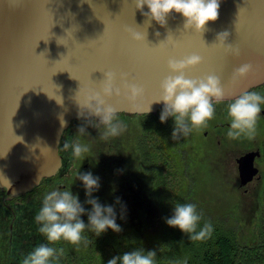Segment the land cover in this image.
Listing matches in <instances>:
<instances>
[{"label":"water","instance_id":"1","mask_svg":"<svg viewBox=\"0 0 264 264\" xmlns=\"http://www.w3.org/2000/svg\"><path fill=\"white\" fill-rule=\"evenodd\" d=\"M136 3L0 0V188L8 194L30 191L59 172L62 137L80 118L74 97L80 87L100 90L105 72L117 74L116 86L122 92L106 99L117 113L126 114L164 108L163 101L154 102L162 95L161 83L179 75L169 68V59L181 60L193 53L203 60L184 69V74L187 78L216 74L224 88L223 99L264 83V0H220L218 18L209 21L203 32L185 30L186 18L175 11L164 26L149 21L143 14L150 11L148 5L141 11ZM130 29L146 34V39H133ZM224 31L229 32L226 43L239 47V55L219 47L217 36ZM249 63L251 71L233 79L234 70ZM121 73L128 74L129 83L144 88L137 103L145 112L131 110ZM84 116L89 117L88 112ZM61 117L67 122L63 127ZM255 155L248 152L238 159L243 185L257 173ZM3 176L10 187L3 184Z\"/></svg>","mask_w":264,"mask_h":264},{"label":"clouds","instance_id":"2","mask_svg":"<svg viewBox=\"0 0 264 264\" xmlns=\"http://www.w3.org/2000/svg\"><path fill=\"white\" fill-rule=\"evenodd\" d=\"M145 4L148 5L150 11L143 14L149 17V21L155 19L164 26L167 24V17L175 11L182 13L186 18L185 30L194 28L197 32H203L209 21H215L219 16L220 9V0H137L136 7L143 11ZM130 31L133 39L137 41L146 39V34L131 29ZM228 37L229 32L227 31L218 34L219 47L223 48L227 54L239 55V47L226 43ZM166 40L169 43L172 42L169 36ZM57 42L62 44L59 40ZM202 60V56L193 53L181 60L172 58L168 61L169 68L173 72H179V75H170L162 81L160 86L162 95L154 102H164L165 106L160 115L161 122H165L169 117L173 118V140H179L181 136L186 137L193 129L205 127L207 122L214 117V101L219 102L224 97L221 79L216 74L201 78H187L184 74V69L196 66ZM251 69L250 63L240 66L234 70L233 79L244 76ZM116 79L115 72H105L100 90L89 86L80 87L74 97L80 109L81 119L88 121V118L93 114L95 117H99V124L104 127L103 132H100L102 140L115 137L124 130L117 118L118 110L106 99L121 96V88L116 86ZM120 79L123 81V95L130 102L131 110L145 112V108L137 103V100L144 94V88L137 83H129L127 73H121ZM57 102L62 104L63 99L61 98ZM262 104H264V96L255 91H247L234 97L232 102L227 105L228 117L231 121L227 136L233 139L241 136L249 139L254 138ZM150 110L149 106L147 111ZM85 112H88L89 117L84 116ZM66 123L61 117V126L63 127ZM91 125L99 129L98 125ZM85 132L86 125H82L78 129V133L83 135ZM63 149L65 151L71 149L74 158H80L89 150L87 145L75 141L65 142ZM3 178V184L10 187V181L4 176ZM77 179L83 181V186L86 189L88 198L85 203L92 206L91 210L87 211L89 222L85 224L81 219V215L86 212V209L79 201L78 194L74 195L72 190H61L60 188L50 191L45 194L42 206L35 217L37 224L41 225L38 229L39 232L46 236L48 242H57L63 239L73 245H79L84 240L83 233L86 229L94 232L97 236L109 228L116 232L121 231V226L116 223L115 206L102 205L99 198H94L92 195L93 192L99 190L100 178L93 176L91 172H79ZM116 204H120L122 208L125 207L119 197ZM173 213L170 218H166V223L169 226L178 227L188 235L190 241H201L211 237L213 225L211 222H205L202 227L199 225L201 215L197 211V205L177 203ZM62 255L63 249L57 250L48 244H38L26 255L22 264H54V261H58ZM155 257L156 251H146L141 248L113 257L107 264H156Z\"/></svg>","mask_w":264,"mask_h":264},{"label":"rangeland","instance_id":"3","mask_svg":"<svg viewBox=\"0 0 264 264\" xmlns=\"http://www.w3.org/2000/svg\"><path fill=\"white\" fill-rule=\"evenodd\" d=\"M223 100V106H219V103L214 101L215 110L218 109V105L221 109L228 111L227 105L233 99ZM117 118L124 127L119 135L102 140L100 132H103L104 129L102 128L104 127L100 125V130L86 131L83 135H77L75 140L72 141L85 144L89 149L80 158H74L78 162L73 169L70 184L71 189L76 191L79 201L86 209V212L82 214L85 215L84 219L81 217L85 224L89 222L87 211H90L92 206L85 203L88 197L83 181L77 179L79 172H91L93 176L100 178L99 190L93 192L92 195L94 198L98 197L102 205L117 207L120 205L116 204L119 197L126 204V207L130 206L131 209H134L135 215L130 219L134 224L137 220L138 224L142 225V218L150 219L152 212L158 211L156 203L159 202L161 194H165L169 201L176 197L181 199L194 198L195 200H192L194 203L203 206V210L200 208L203 213L206 212L214 217L216 215L222 217L225 223L234 227L242 244L253 246L260 242L261 229L264 227L261 217L264 206V189L255 186L251 192L245 193L243 190L232 187L230 180L234 178L235 173L230 171L229 163L231 160L234 162L233 158L238 154V150L242 148L241 145L247 141V138L244 136L236 138L238 143L235 146L225 145L230 142V138L227 136L230 125L226 124V122H231L230 118H223L218 127L215 128L218 119L213 117L205 127L193 129L186 137L181 136L179 140L172 139L174 130L172 117H169L165 122H161L159 114L150 117L117 116ZM258 121L264 122L261 117ZM153 127L160 131L161 136L152 139L157 141L154 145L157 150L153 151V157H150V160L147 155L143 154L141 144L144 142L146 147L150 146L147 143L149 141L148 135H150L149 133ZM139 136H141L140 139ZM258 136L259 129L257 128L254 138ZM220 137L222 145L219 142ZM108 144H110L109 148ZM161 147L166 148V152H172L171 148H173L172 154L176 156H174L176 163L172 161L174 181L170 184L171 187L160 191L153 204L155 208H153L151 201L146 199V186L149 193L151 192L149 185H152L153 192H155L156 188L152 183V169L149 165L160 160L163 155ZM63 152L71 154V149ZM108 156L109 158H107ZM124 171L128 173L136 172L139 175L140 179L136 180L139 184L135 186V188L140 187L139 191H131L134 186H129L130 189H128L129 181L126 180L125 183L121 178V173ZM131 182L134 184V178ZM228 183L231 184L228 185ZM251 188H253L252 185L249 189L251 190ZM134 195L136 197H133ZM136 198H138L139 203L134 204ZM141 200L143 201L140 202ZM132 201L133 204L131 205ZM135 205L137 209L134 207ZM149 219L148 221H150ZM83 236L84 240L81 242L86 240L87 230H85ZM65 245L72 248L80 244L73 245L65 241ZM0 247H2L1 240Z\"/></svg>","mask_w":264,"mask_h":264},{"label":"trees","instance_id":"4","mask_svg":"<svg viewBox=\"0 0 264 264\" xmlns=\"http://www.w3.org/2000/svg\"><path fill=\"white\" fill-rule=\"evenodd\" d=\"M149 134L147 143L150 146L146 147L143 142L141 147L143 154L150 159L153 157V151L157 150L154 146L157 141L152 139L160 137L161 133L156 127H153ZM152 136L153 138H151ZM161 152L163 155L160 160L149 165L152 169L151 174H153L152 183L156 189L155 192H153L154 188L152 189V195L146 189L148 201L151 197L156 199L160 191L171 187L170 184L174 181L172 161L176 163L174 161L175 154L173 155L171 151L166 152V148L163 147H161ZM192 200L195 199L176 197L169 201L165 194H161L159 202L156 203L158 211L152 212L150 219L142 218V225H139L137 220H135V224L131 222L130 219L135 215L134 209H131L130 206L126 207V204H123L124 208L118 205L115 207L116 223L121 226V231L116 232L109 228L97 236L87 229L88 240L81 242L79 246L70 248L65 243H61L65 250L60 259L54 261V264H107L113 257L141 248L146 251H156V264H264V227L261 229L260 242L253 246H247L239 240L234 227L225 223L222 217L203 213V206ZM148 201L145 200L146 203ZM177 203L197 205V211L201 215L199 225L202 227L205 222H211L213 225L211 237L201 241H190L188 235L178 227L169 226L166 223V218H170L174 214L173 209ZM134 207L137 209L136 205ZM122 216L123 218H121ZM261 217L262 224H264V206Z\"/></svg>","mask_w":264,"mask_h":264},{"label":"flooded vegetation","instance_id":"5","mask_svg":"<svg viewBox=\"0 0 264 264\" xmlns=\"http://www.w3.org/2000/svg\"><path fill=\"white\" fill-rule=\"evenodd\" d=\"M249 91L258 92L262 96H264V83L249 89ZM223 102V99L220 100L218 102L219 106H223ZM219 106L217 105L218 109L215 110L214 114V118L216 117L218 119V124L215 126V128L218 127L219 122L223 118H229L228 111L221 109ZM162 110L163 108L159 109L155 113L150 114L117 113V116L150 117L158 114L161 115ZM260 117L264 120V104L261 105V113L259 118ZM230 123L231 122H226L227 125H230ZM91 124L98 125L100 129L99 119L89 117L88 121H86L83 118H79L74 120L67 131L64 133L61 140V154L63 157V165L57 174L43 179L41 183L32 190L25 193H20L18 195L8 194L6 190L0 188V240L2 241V247H0V264H22V260L38 244H48V246L56 248L57 250H65V247L61 246V243H65L63 239L57 242L47 241L46 236L39 232L38 229L41 225L37 224L35 217L38 214L40 207L42 206V201L46 193L56 190L57 188H60L61 190H72L70 185L72 180L71 177L73 175L75 164H77L78 160L75 161L74 157L72 158V154L63 152V144L66 141L72 142L73 140H75L77 135H79L78 129L82 125H86V131L99 130L97 127ZM257 128L259 129V136L257 138L251 139L246 137L247 141L242 143V148L238 150V154L233 158L234 162L231 160L229 163L230 171L235 173L234 178L230 180L233 185L231 186L239 190H243L245 193L251 192L255 186H260L262 187V189H264V122L261 123V121H258ZM140 138L141 136H139V139ZM219 142H221L222 145L221 137L219 138ZM237 143L238 139L230 138V142H227L225 145L235 146ZM109 147L110 144H108V148ZM171 150L173 153V148H171ZM248 152H256L253 160V165L255 166V168H257V173L251 181H249L246 185H243L240 177L238 159ZM107 158H109V156ZM86 166H88V164H86ZM108 174L110 175L111 173ZM121 174L123 182H125L126 180L129 181V183L127 182L128 189H130L129 186H134V188L132 189H134L135 191L140 190V187L135 188V186L139 184V182L136 180L140 179L139 175L136 174V172L128 173L127 171H124ZM133 178L134 184H132L131 182ZM231 183H228V185H230ZM251 185L253 188H251L250 190L249 187ZM149 188L150 191H152V185H149ZM72 192L74 195H76V191L72 190ZM142 201L143 200H141L140 202ZM150 201L152 207L155 208L153 205L155 198L151 197ZM136 203H139L138 198L134 200V204ZM122 204H124L123 201ZM132 204L133 201L131 202V205ZM81 217H83L84 219L85 215H81ZM87 240L88 237L86 238V241Z\"/></svg>","mask_w":264,"mask_h":264}]
</instances>
